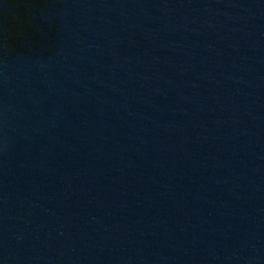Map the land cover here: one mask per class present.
Segmentation results:
<instances>
[{"label":"water","instance_id":"obj_1","mask_svg":"<svg viewBox=\"0 0 264 264\" xmlns=\"http://www.w3.org/2000/svg\"><path fill=\"white\" fill-rule=\"evenodd\" d=\"M0 264H264V0H0Z\"/></svg>","mask_w":264,"mask_h":264},{"label":"flooded vegetation","instance_id":"obj_2","mask_svg":"<svg viewBox=\"0 0 264 264\" xmlns=\"http://www.w3.org/2000/svg\"><path fill=\"white\" fill-rule=\"evenodd\" d=\"M25 4H26V5H29V4H30V2H26Z\"/></svg>","mask_w":264,"mask_h":264}]
</instances>
